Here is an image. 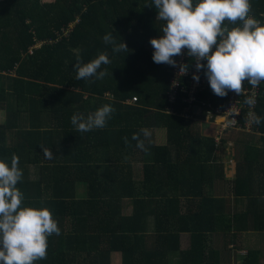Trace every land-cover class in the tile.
Masks as SVG:
<instances>
[{
	"label": "trees",
	"instance_id": "1",
	"mask_svg": "<svg viewBox=\"0 0 264 264\" xmlns=\"http://www.w3.org/2000/svg\"><path fill=\"white\" fill-rule=\"evenodd\" d=\"M197 2L193 0L194 6ZM249 3V14L263 25L264 0H249ZM151 4L152 0L0 2V111L4 112V121L0 123V160L10 167L12 155L19 157L18 166L23 173L17 185L23 194L21 207L49 209L61 230L59 236L48 237L47 258L34 264H110L112 253L121 254L122 264H162L160 259L164 255L174 253L167 250L171 241L167 242V238L163 241L160 232H156L152 236L155 247H146L150 236L146 234V225L139 222L149 218L147 214L141 215V208L145 207L190 205L200 214H195L199 218L198 227L206 225L200 220L207 217L213 218L212 228L208 226V232L213 234L227 238L231 230H240L235 229L238 219L231 213L229 201L215 199L204 189L213 176L205 182L203 170L212 173L214 167L209 164L217 160L213 140L198 133L195 123L163 112L168 106L178 113L187 104L182 101V95L177 97L175 105L167 103L170 65L154 63L150 44L151 38L163 34L160 28L164 22L156 20L158 13L154 5L148 6ZM71 23L74 26L69 35H63L61 30ZM228 26L241 25L238 21ZM108 33L117 42L124 41L129 50L113 52L112 45L103 41ZM100 53H106L111 60L100 69H106L107 75L100 80H77L73 69L77 58L88 63ZM243 86L251 87L247 82ZM106 93L112 95L113 101L104 98ZM132 97L137 100L133 106L121 104ZM226 97L216 96L208 86L197 99L222 106ZM105 104L115 109L106 127L84 133L74 130L73 114L87 117ZM255 114L264 118V83ZM42 115L49 121L44 127L40 123ZM145 128H164L166 145L147 141L140 131ZM252 130L262 135L264 142V121L253 123ZM134 134L142 137L146 148L154 150L153 167L142 164L139 174H153L156 166L167 174L173 170L190 171L203 188L197 181L186 184L187 177L181 173L182 199L177 197L179 193L171 198L165 194L146 199H133L134 194H129L127 197L136 212L122 216L119 209L126 200L124 192L135 182L116 183L110 179L118 177L119 172L129 179L133 168L122 161L130 157V151L113 161L110 150L112 146H136ZM41 145L53 153L51 159L45 157ZM194 149L197 151L192 152ZM253 151H244L243 160L235 166V179L228 185L229 196L248 198L251 204L254 196H264V163H261L264 156L260 157L258 150ZM197 155L201 156L195 158ZM253 175H262V184ZM80 187L85 189V194L78 191ZM154 216L157 224L159 214ZM172 238L177 239V235ZM200 238L204 235L195 236L198 244ZM194 247L193 251L199 252L205 263L206 255L209 258L215 255L203 245Z\"/></svg>",
	"mask_w": 264,
	"mask_h": 264
},
{
	"label": "clouds",
	"instance_id": "2",
	"mask_svg": "<svg viewBox=\"0 0 264 264\" xmlns=\"http://www.w3.org/2000/svg\"><path fill=\"white\" fill-rule=\"evenodd\" d=\"M157 10L156 20L164 22L160 37L150 39L154 49L152 59L156 64L177 66L175 57L184 54L193 59L197 73L204 70L212 92L225 97L234 92L241 95L243 83L258 87L264 82V25L252 17L249 0H152ZM240 22L241 26L228 25ZM227 22V23H225ZM105 44H111L113 52H127L128 45L117 42L111 33L103 36ZM206 61V64L204 63ZM106 53H100L88 63L79 58L74 64L77 80L103 79L107 70L102 65L110 64ZM186 74V64L179 66ZM193 79L199 82L200 76ZM252 105L254 100L246 98ZM115 109L105 104L85 117L73 114L71 123L77 132H90L107 126ZM264 118L255 116L253 122L260 124ZM145 139L150 136L147 129L140 130ZM137 147L147 151L144 140L134 134ZM127 143V138H125ZM46 158L53 153L41 145ZM19 157H11V166L0 160V264H34L47 258L48 237L59 236L61 230L47 208L21 207L23 194L17 189L22 180Z\"/></svg>",
	"mask_w": 264,
	"mask_h": 264
},
{
	"label": "crops",
	"instance_id": "3",
	"mask_svg": "<svg viewBox=\"0 0 264 264\" xmlns=\"http://www.w3.org/2000/svg\"><path fill=\"white\" fill-rule=\"evenodd\" d=\"M4 1L5 0H0L2 3ZM36 47H38V45H36ZM190 63L191 62H189V64ZM170 69L171 66H169L167 71L171 73ZM104 98L113 101L112 95L108 93L104 95ZM132 98L121 104L123 106H133L137 100L136 102H133ZM163 112L172 115L177 119H181L182 121H191L190 123H195L198 133L201 132L205 138L213 140L217 160L212 164H209L210 167H214L212 170L214 172H212L213 174L211 171L206 172L203 170V172H205V182L207 177L210 178L213 176L211 183H206L209 185L205 184L204 189L207 188V194L215 199L224 198L229 201L231 213L233 212L235 219H238L235 229L240 230H231L229 233L230 236L227 235V238L223 237L221 234L208 232V226L210 229L212 228L211 225L213 218L203 217L200 222L203 221L206 225L198 227L197 221H199V218H197L195 214L197 213L199 216L200 214L190 205L180 207L179 205L177 206L176 204H173L167 208H156L155 206L145 207L141 208V215L144 216L147 214L149 218L141 219L139 222L146 225V234L150 236L148 238L149 240H147L146 247H155V241L152 240V236L160 232L159 234L163 237V241L166 238L167 242L171 241L167 243V247H170L167 250L174 252L166 254V256L163 254L164 257L160 259L162 260V264H194L196 261H198L197 264H264V196H254L253 204H251L248 198H232L228 195V185H230L231 181L235 179V166L243 160L244 151L246 149L251 151L258 150L259 156H264V142L262 140V135L252 130L254 123L253 120L250 122L249 130L226 129L219 134L218 132L221 130L223 118L207 119L205 117H197L193 108L186 111V107L182 111L174 113L173 108L167 106ZM186 113H188L189 116L186 115ZM1 116L4 117L3 111H0V123L4 121ZM242 121L247 122V119H243ZM40 123L42 124V127L46 126V124L49 123L48 117L42 115L40 117ZM145 129L150 132L147 141H150L157 146L166 145V131L164 128ZM141 138L142 137L139 136V139ZM129 145L131 144L129 143ZM146 149L147 151L142 152L144 150H141L136 146H131L130 148L111 147L110 157L113 161L115 159H121L124 152L127 150L130 151V157H125L122 164H129L130 167L133 168V172L129 174L128 180L124 177L126 174L122 175L120 172L117 174L118 177L110 179L112 182L116 183L121 180L125 182H135L130 186L129 191L124 192L126 193L124 195V199L126 200L123 199V205L119 209L122 216L128 217L136 212V209L134 210V207L132 206L131 199L127 197L129 194H134L133 199H146L150 195L152 197H162L165 194H168V197L171 198L173 197V194L179 193L177 197L182 199L184 196L180 191L181 187L179 185V176L181 173L187 177L186 184L194 181L201 184V181H199L196 175L190 171L183 172L181 170L174 172L173 170L171 174H167L160 166L154 167L157 171L153 174H139V168L142 164L153 167L155 163L153 147H148ZM195 151H197V149H194L192 152ZM132 154L135 155L134 158L131 157ZM198 156L201 155H197L195 158H198ZM45 161L47 160L44 158V162ZM261 163H264V160H261ZM101 166L102 165L99 164V167ZM261 176L253 175V179L260 180ZM200 187L203 188L202 184ZM78 191L85 194V189L83 187H80ZM215 203L218 205L217 202ZM187 208H191L192 210L189 211ZM155 213L159 214V221H157V224L154 222ZM177 214L181 215L182 218L178 217ZM208 216H210L209 213ZM177 218H179V220ZM181 227L183 228L182 230L178 229ZM162 232H165L164 235L161 234ZM191 232L193 233V237ZM199 234H203L204 238H200L198 244L195 240V236H198ZM174 235H177V239L172 238ZM201 240H204V242ZM193 245H195L194 249L199 247V245L200 247L203 245L204 249L210 250L215 255H213L212 258H209V255H206L208 258L205 263L204 261H201L199 252L193 251ZM109 261L110 264H122L121 254L112 253Z\"/></svg>",
	"mask_w": 264,
	"mask_h": 264
},
{
	"label": "built area",
	"instance_id": "4",
	"mask_svg": "<svg viewBox=\"0 0 264 264\" xmlns=\"http://www.w3.org/2000/svg\"><path fill=\"white\" fill-rule=\"evenodd\" d=\"M264 25V22H263ZM184 54L175 57L177 66H171V78L170 89L168 93V103L175 105L177 97L182 95V101L185 102L186 111L191 108L194 109L197 116H204L207 119L223 118L221 130L218 132L221 134L226 129H245L249 130L250 122L255 117V109L257 106V100L260 94V84L258 87H244L241 95H237L234 92H229L226 101L222 106H213L209 100L199 102L197 96L199 93L205 91L209 83L204 70L197 73L195 67V61L187 56V50H183ZM189 62H191L189 64ZM206 64V61H204ZM186 64L188 71L186 74L180 73L179 66ZM197 73L200 76L199 82L193 79V74ZM246 98H252L254 103L250 106L245 103ZM133 102H136V98H132ZM186 115L189 116L188 113ZM247 119V122L240 123V120Z\"/></svg>",
	"mask_w": 264,
	"mask_h": 264
},
{
	"label": "rangeland",
	"instance_id": "5",
	"mask_svg": "<svg viewBox=\"0 0 264 264\" xmlns=\"http://www.w3.org/2000/svg\"><path fill=\"white\" fill-rule=\"evenodd\" d=\"M42 2L53 3V2H55V0H42ZM73 26H74V23H71L63 31L61 30V32H63V35L68 36L69 35L68 32L73 28ZM37 45H40V43H38ZM1 117L4 120V117L3 116H1ZM31 169H33V168H31Z\"/></svg>",
	"mask_w": 264,
	"mask_h": 264
}]
</instances>
